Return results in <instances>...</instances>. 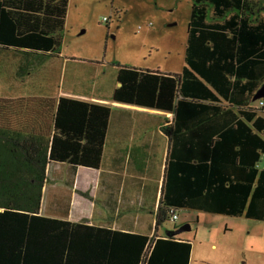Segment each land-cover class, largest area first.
I'll list each match as a JSON object with an SVG mask.
<instances>
[{"label": "trees", "instance_id": "16d2710c", "mask_svg": "<svg viewBox=\"0 0 264 264\" xmlns=\"http://www.w3.org/2000/svg\"><path fill=\"white\" fill-rule=\"evenodd\" d=\"M68 1L0 0V49L59 56ZM184 61L176 74L118 65L111 95L173 112L157 225L169 207L264 221V111L250 105L264 85V0H193ZM110 113L68 96L0 97V264H189L179 227L150 238L40 214L47 168L99 166Z\"/></svg>", "mask_w": 264, "mask_h": 264}, {"label": "rangeland", "instance_id": "374dc122", "mask_svg": "<svg viewBox=\"0 0 264 264\" xmlns=\"http://www.w3.org/2000/svg\"><path fill=\"white\" fill-rule=\"evenodd\" d=\"M192 2L69 0L62 56L51 62L48 90L34 83L31 92L45 95L62 89L76 97L108 98L117 86L118 65L181 72ZM16 59L24 57L0 49V65L8 66ZM9 83L0 82V96L27 95L25 83L11 79ZM250 105L259 107V100H252ZM176 212L178 218H167L158 234L167 236L175 227L189 224V228L173 233L191 242L189 264H264V221L186 208Z\"/></svg>", "mask_w": 264, "mask_h": 264}, {"label": "crops", "instance_id": "0c3cea01", "mask_svg": "<svg viewBox=\"0 0 264 264\" xmlns=\"http://www.w3.org/2000/svg\"><path fill=\"white\" fill-rule=\"evenodd\" d=\"M61 56L60 52L57 58ZM29 60L16 59L8 66L0 65V82L9 83L11 79L17 84L25 83L27 95L0 97L52 96L57 99L68 96L111 107L99 166L95 169L80 166L74 171L68 164L47 168L40 214L147 234L150 238L164 237L158 234L162 223L157 225V211L171 151V140L164 127L172 124L173 112L116 103L111 101L112 94L108 98L76 97L61 89L54 94L33 95L34 83L42 89L48 87L50 65L56 58L48 57L38 63Z\"/></svg>", "mask_w": 264, "mask_h": 264}, {"label": "built area", "instance_id": "2783aa9c", "mask_svg": "<svg viewBox=\"0 0 264 264\" xmlns=\"http://www.w3.org/2000/svg\"><path fill=\"white\" fill-rule=\"evenodd\" d=\"M105 20V18H104ZM259 106L262 107L263 111H264V97L259 98ZM168 212H169V217L171 220L175 221L178 218V214L176 212V208L175 207H169L168 208ZM149 249H147L148 251Z\"/></svg>", "mask_w": 264, "mask_h": 264}, {"label": "water", "instance_id": "95a60500", "mask_svg": "<svg viewBox=\"0 0 264 264\" xmlns=\"http://www.w3.org/2000/svg\"><path fill=\"white\" fill-rule=\"evenodd\" d=\"M262 97H264V85H262L261 88L255 93L253 98L254 99H259V98H262ZM187 228H189V224H186V225H183V226L179 227L177 230L174 231V233L180 232V231H182L184 229H187Z\"/></svg>", "mask_w": 264, "mask_h": 264}]
</instances>
